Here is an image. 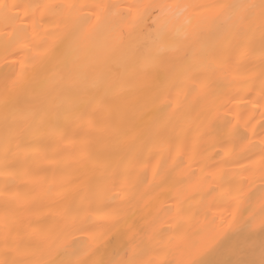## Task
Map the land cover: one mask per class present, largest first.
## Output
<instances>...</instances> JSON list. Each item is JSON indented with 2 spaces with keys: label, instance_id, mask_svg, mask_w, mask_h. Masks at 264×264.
I'll use <instances>...</instances> for the list:
<instances>
[{
  "label": "bare ground",
  "instance_id": "obj_1",
  "mask_svg": "<svg viewBox=\"0 0 264 264\" xmlns=\"http://www.w3.org/2000/svg\"><path fill=\"white\" fill-rule=\"evenodd\" d=\"M260 2L0 0V261L59 264L87 248L125 257L132 229L144 238L142 259L176 264L212 216L264 193L258 30L255 54L229 31L231 54L209 67L199 52L218 22L198 23L191 11L157 21L153 12L106 55L104 37L84 38L73 54L78 79L68 76L73 56L58 61L72 17L88 9L56 6ZM189 62L191 80L182 72ZM178 231L187 240L161 256Z\"/></svg>",
  "mask_w": 264,
  "mask_h": 264
},
{
  "label": "snow or ice",
  "instance_id": "obj_2",
  "mask_svg": "<svg viewBox=\"0 0 264 264\" xmlns=\"http://www.w3.org/2000/svg\"><path fill=\"white\" fill-rule=\"evenodd\" d=\"M4 7L7 6L4 5ZM56 7L68 8L73 12H79L82 8L88 9L87 14L72 17V28L66 38L67 51L64 59L58 61L65 63L67 57L73 56V67L68 68L69 77L75 76L83 79L82 73L75 66L78 57L73 54L78 51L84 38L104 37L100 54L106 55L123 45L125 37L130 40L143 17L153 12L158 13L157 21L166 20L170 16L179 17L191 11L198 18V23L218 22L222 30L216 31L214 35L205 39L199 52L209 67L217 63L222 65L226 59L225 54H231V47L227 40L229 31L233 35L245 36L247 40L242 47L246 54L249 52L255 54L256 31L258 30L259 55L264 60V0H261L259 5L248 3L219 5L97 3ZM213 9L217 10L214 15H205ZM158 62V57H150L146 61L148 65ZM195 70L193 62H189L182 72L186 79L191 80V74ZM101 83H103L102 77L97 76L91 86L99 87ZM55 107L53 103L48 110L54 111ZM27 115L34 117L36 112L30 111ZM231 208H235V212ZM129 233L126 244L131 255L106 259L100 255L99 249L87 248L81 251L72 250L70 254L74 258L60 261L59 264H157L156 261L144 260L140 257L137 249L143 243L144 238L132 229H129ZM187 237L186 232L178 231L176 240L162 246L159 254L168 255L179 241L187 240ZM184 251L186 258L177 261L176 264H264V193L255 200H247L242 206L233 203L226 216H212L208 225L199 233V240L192 245L185 244ZM209 255H215L216 258L205 259ZM0 264H16V262L0 261ZM45 264H56V262H45ZM160 264H172V262L165 260Z\"/></svg>",
  "mask_w": 264,
  "mask_h": 264
}]
</instances>
